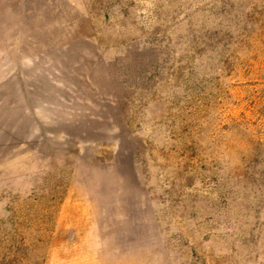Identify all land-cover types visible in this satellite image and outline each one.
<instances>
[{"label": "rangeland", "instance_id": "rangeland-1", "mask_svg": "<svg viewBox=\"0 0 264 264\" xmlns=\"http://www.w3.org/2000/svg\"><path fill=\"white\" fill-rule=\"evenodd\" d=\"M0 264H264V0H0Z\"/></svg>", "mask_w": 264, "mask_h": 264}]
</instances>
